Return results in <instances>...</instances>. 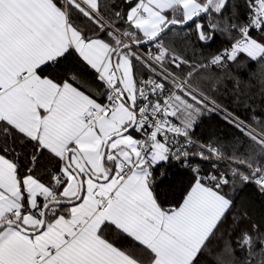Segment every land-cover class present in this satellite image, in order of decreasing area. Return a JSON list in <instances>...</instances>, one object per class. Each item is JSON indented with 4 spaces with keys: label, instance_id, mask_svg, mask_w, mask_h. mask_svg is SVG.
<instances>
[{
    "label": "snow or ice",
    "instance_id": "obj_1",
    "mask_svg": "<svg viewBox=\"0 0 264 264\" xmlns=\"http://www.w3.org/2000/svg\"><path fill=\"white\" fill-rule=\"evenodd\" d=\"M0 264H264V0H0Z\"/></svg>",
    "mask_w": 264,
    "mask_h": 264
}]
</instances>
